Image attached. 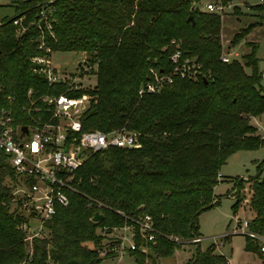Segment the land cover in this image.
Segmentation results:
<instances>
[{"label":"trees","instance_id":"obj_1","mask_svg":"<svg viewBox=\"0 0 264 264\" xmlns=\"http://www.w3.org/2000/svg\"><path fill=\"white\" fill-rule=\"evenodd\" d=\"M230 1L214 0L223 6ZM198 2L11 1L15 15L0 21L3 95L22 101L28 87L70 95L86 92L89 102L79 115L82 129L124 128L138 145L89 151L75 171L74 188L67 190L69 203L56 207L43 224L44 234L33 236L29 249L19 227L26 217L11 194L17 176L0 157V264H98L104 256L97 246L105 238L107 244L116 243L106 232L143 212L152 216L157 232L152 240L136 235V247L129 250L135 264L147 259L155 264V256H170L184 242L197 246L183 264H227L214 243L201 249L200 241L191 239L200 236L199 214L219 200L214 186L222 178L220 166L231 153L264 144L250 122L251 116L264 114V78L253 43L242 60H221V14ZM253 7L264 10V3ZM42 9L50 29L45 20L41 23ZM21 16L20 24L13 23ZM19 25L26 29L18 31ZM243 32H236L231 43ZM40 37L54 51L85 53L91 68L81 74H91L93 81L72 90L63 81L49 88L44 76L32 71L29 59L42 51L37 47ZM172 40L184 56L200 63L201 73L173 74L159 91L139 92L152 78V68L172 70ZM245 181L253 211L249 229L264 233V162L254 176L233 178L234 213ZM88 197L103 205L88 206ZM95 212L102 213L98 221L91 219ZM244 249L264 264L257 239L246 234Z\"/></svg>","mask_w":264,"mask_h":264},{"label":"built area","instance_id":"obj_2","mask_svg":"<svg viewBox=\"0 0 264 264\" xmlns=\"http://www.w3.org/2000/svg\"><path fill=\"white\" fill-rule=\"evenodd\" d=\"M221 6L218 4L219 8ZM206 8H216L214 0L207 2ZM40 16L41 22L45 20L46 27L50 29L51 24L45 9L40 11ZM22 18L23 16L13 19V23L20 24ZM25 29L24 25L18 27L20 32ZM172 42L176 44L169 56L172 70L163 72L152 68V78L139 88V92L159 91L164 83L172 80L173 74L190 77L201 73L200 63L194 57L184 56L178 43L174 40ZM37 47L42 51L29 57L31 68L33 72L44 76L49 88L60 81L67 84V90L79 87L72 85L68 75L58 72L52 63L54 50L41 37ZM221 60H231L229 53L223 51ZM88 102L89 94L86 92L70 95L65 92L56 93L51 89L43 91L35 87H28L23 93L22 101H18L11 94L3 95L0 87V157L17 176L11 194L13 199H18L19 210L26 217L19 225L26 233L25 239L37 236L43 227V221L55 213L56 207L69 203L67 190L74 188L75 171L89 151L101 150L109 145H138L134 134L124 128L110 132L82 129L79 115ZM87 205L96 209L100 208L103 202L88 197ZM237 221L240 227L248 229L246 234L259 241L260 250L264 251V233L249 229L248 220H243L242 223L239 219ZM156 232L149 213L131 215L126 217L122 225L113 226L106 232L114 237L116 243L107 244V239L100 254L114 249L129 252L136 247V235L152 240ZM200 239L198 236L191 240Z\"/></svg>","mask_w":264,"mask_h":264},{"label":"rangeland","instance_id":"obj_3","mask_svg":"<svg viewBox=\"0 0 264 264\" xmlns=\"http://www.w3.org/2000/svg\"><path fill=\"white\" fill-rule=\"evenodd\" d=\"M11 1L0 0V21L15 15ZM208 1L199 0L198 5L205 9ZM263 3L264 0H231L228 5H222L221 8L218 7V3H215L216 8L212 11L221 14L223 51L229 53L230 58L242 60V55L251 51L250 43H253L264 78V10L253 7V5ZM241 29L244 30L243 34L237 41L231 43L234 34ZM52 63L58 72L68 75L70 81L73 82H71L72 85L85 86L93 81V76L86 73L90 71L91 66L88 65L83 52L54 51ZM82 69H86V72L81 74ZM250 122L256 126L257 133L264 137V114L251 116ZM263 162L264 144L231 153L220 166L222 178L214 186V194L219 198L218 202L199 214L200 248L204 249L209 244L214 243L216 251L224 254L227 258V264H260V259L253 252L244 249L248 229L240 227L237 221L238 219L241 223L243 220L249 221V218L253 216V211L249 207V183L245 181L242 184L240 189L241 203L235 214L232 210V203L235 199L231 194L233 192V178L244 177L247 179L254 176L258 172V166ZM31 226L33 225L31 224ZM39 231L37 236L44 234L43 229ZM97 231L104 233L99 228ZM109 237L111 236L109 235ZM105 241H107L106 238L103 240V244ZM26 242V248L29 249L31 239L26 238ZM196 246L197 243L184 242L170 256H155V264H183L194 253ZM103 247L104 245L97 246L99 250ZM111 252V254H101L104 258L98 264H135L134 257L128 251L121 252L114 249ZM145 264L153 263L151 259H147Z\"/></svg>","mask_w":264,"mask_h":264},{"label":"water","instance_id":"obj_4","mask_svg":"<svg viewBox=\"0 0 264 264\" xmlns=\"http://www.w3.org/2000/svg\"><path fill=\"white\" fill-rule=\"evenodd\" d=\"M189 18H191V17H189ZM42 23V22H41ZM79 63H80V61H79ZM102 218V213H100V212H95L93 215H92V220L93 221H98V220H100Z\"/></svg>","mask_w":264,"mask_h":264},{"label":"crops","instance_id":"obj_5","mask_svg":"<svg viewBox=\"0 0 264 264\" xmlns=\"http://www.w3.org/2000/svg\"><path fill=\"white\" fill-rule=\"evenodd\" d=\"M209 1H210V0H209ZM209 1H208V2H209Z\"/></svg>","mask_w":264,"mask_h":264}]
</instances>
